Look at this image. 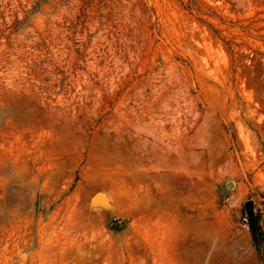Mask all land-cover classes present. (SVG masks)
<instances>
[{
  "label": "rangeland",
  "instance_id": "rangeland-1",
  "mask_svg": "<svg viewBox=\"0 0 264 264\" xmlns=\"http://www.w3.org/2000/svg\"><path fill=\"white\" fill-rule=\"evenodd\" d=\"M248 203L264 0H0V264H264Z\"/></svg>",
  "mask_w": 264,
  "mask_h": 264
},
{
  "label": "trees",
  "instance_id": "trees-1",
  "mask_svg": "<svg viewBox=\"0 0 264 264\" xmlns=\"http://www.w3.org/2000/svg\"><path fill=\"white\" fill-rule=\"evenodd\" d=\"M252 211H248V213L250 214ZM249 222H250V230L251 233L257 243L258 246V250L260 252V247L262 242L264 241V233L260 227V223H259V217L257 215H250L249 216Z\"/></svg>",
  "mask_w": 264,
  "mask_h": 264
},
{
  "label": "built area",
  "instance_id": "built-area-1",
  "mask_svg": "<svg viewBox=\"0 0 264 264\" xmlns=\"http://www.w3.org/2000/svg\"><path fill=\"white\" fill-rule=\"evenodd\" d=\"M233 203L232 202H229L228 203V207L230 209L233 208ZM240 228L242 231L244 232H247L249 233L251 230H250V222H249V215L248 214H242L241 217H240Z\"/></svg>",
  "mask_w": 264,
  "mask_h": 264
},
{
  "label": "water",
  "instance_id": "water-1",
  "mask_svg": "<svg viewBox=\"0 0 264 264\" xmlns=\"http://www.w3.org/2000/svg\"><path fill=\"white\" fill-rule=\"evenodd\" d=\"M246 208L248 209V211H250L252 209V204L251 203H248L246 205ZM250 215H252V212L250 213Z\"/></svg>",
  "mask_w": 264,
  "mask_h": 264
},
{
  "label": "flooded vegetation",
  "instance_id": "flooded-vegetation-1",
  "mask_svg": "<svg viewBox=\"0 0 264 264\" xmlns=\"http://www.w3.org/2000/svg\"><path fill=\"white\" fill-rule=\"evenodd\" d=\"M250 211H252V209Z\"/></svg>",
  "mask_w": 264,
  "mask_h": 264
}]
</instances>
